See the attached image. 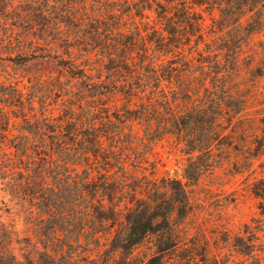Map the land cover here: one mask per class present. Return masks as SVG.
Returning <instances> with one entry per match:
<instances>
[{"label": "trees", "instance_id": "16d2710c", "mask_svg": "<svg viewBox=\"0 0 264 264\" xmlns=\"http://www.w3.org/2000/svg\"><path fill=\"white\" fill-rule=\"evenodd\" d=\"M211 1L21 0L25 11L16 22H21L23 29L31 30L45 46L63 48L72 62L68 70L70 78L82 82L77 92L70 90L73 86L67 89L69 106L63 116L43 113L40 117L35 112V96H26L13 84L0 81V181L6 182V190L11 195L28 196L41 219L50 222L40 229L43 250L30 241L24 247L23 261L17 264H73L80 254L76 249L81 245L80 238L85 235L88 245L99 243L102 229L107 227L114 229L106 240L105 251L113 264H128L131 252L148 238H153L154 251L145 264H263L261 255L247 244L227 243L228 248L252 259L250 263L247 259L236 262L229 254L227 257L211 255L207 244L187 233L183 226L191 215L190 200L181 180L165 179L161 186L155 179L145 186L147 197H140L139 190L144 183L141 187L129 184L134 177L145 180V173L140 177L136 174L142 163L134 165V172L129 170L124 153L130 154L144 140L136 136L126 145L121 142V133L129 128L126 126L132 120L128 118L119 133H110L112 144L105 148L101 121L94 110L87 111L83 104L88 97H104L118 87L122 88L120 93L130 97L149 92L152 97L143 110L146 117L141 118L147 122L145 133H150L152 119L149 116L155 109L152 101L161 100L154 96V91L161 88L158 94L162 93L161 98L166 101L162 89L165 83L175 81L183 89V80L193 83L197 70H204L205 65H201L206 61H202L205 57L200 44L208 43L202 31L204 20L196 6ZM217 1L222 25L240 24L243 7L249 1L258 2ZM11 4L8 2L7 7ZM14 34L15 29L10 28L7 37ZM251 34L249 31L248 35ZM191 37L198 40L186 51L184 41L190 42ZM32 48H35L33 41L29 42L28 34H23L18 51ZM205 52L208 60L214 55L208 66L221 85L215 84V96L209 92L210 98L216 97L215 101L211 99L207 107L193 109L192 106L185 111L167 102L168 118L157 119L159 135L148 140L151 144L163 134H172L191 146L189 154L212 151L215 140L208 137L201 140L198 136L199 133L211 134L210 126L215 125L223 107L226 77L221 70L225 71L226 67L221 63L227 61L232 67L238 59L235 54L223 61L222 51ZM95 69L99 73L97 77L92 74ZM75 101L80 104L75 105ZM199 114L209 119L208 127L198 120ZM90 154L97 164L100 159L104 167L86 168ZM209 167L197 166L194 183ZM112 170L118 173L111 174ZM185 174L187 180H192L188 171ZM256 195L264 200V191ZM11 245L12 239L0 215V264H15Z\"/></svg>", "mask_w": 264, "mask_h": 264}, {"label": "rangeland", "instance_id": "374dc122", "mask_svg": "<svg viewBox=\"0 0 264 264\" xmlns=\"http://www.w3.org/2000/svg\"><path fill=\"white\" fill-rule=\"evenodd\" d=\"M8 2L12 6L7 7ZM24 9L21 0H0V81L6 85L13 84L26 96H35V112L38 116L42 117L43 113L54 117L63 116L67 111L66 106H69L66 102L69 98L67 89L73 86L70 90L77 92L82 80L70 78L68 70L72 62L63 48H49L31 30L20 27L21 22H16L15 19L21 17ZM196 11L204 20L202 31L208 43L200 44L205 57L202 61H206L201 65H205L202 67L204 70H197L193 83L183 80V89L175 81L172 84L165 83L162 89L166 93V101L162 100V93L158 94L161 88L158 92L154 91V96L161 100L152 101L155 109L150 113L153 117L149 116L152 119L150 133H145L147 122L141 118L146 117L143 110L152 97L149 92L140 97H130L119 92L122 88L116 87L112 94L93 99L88 97L83 104L87 111L94 110L100 119L105 148L112 144L110 133H119L123 123H127L128 118L132 120L126 126L129 128L121 133V142L126 145L136 136L144 140L130 154L124 153L129 170L134 172V165L142 163L140 172L136 174L140 177L145 173V180L134 177L132 184H129L131 187H138L144 183L139 190L140 197H147L145 186L147 183L152 184L155 179L161 186L165 179L181 180L190 200L191 215L183 226L187 233L207 244L211 255L227 257L229 254L236 262L247 259L250 263L252 259L228 248L227 243L247 244L256 254L261 255L264 264V200L256 195L264 191V0H258L256 4L249 1L243 7L240 24L222 25L223 17L217 0L196 6ZM10 28L15 29L11 38L7 37ZM140 28L144 29V26L141 25ZM249 31H252L250 36ZM26 33L28 41H33L35 48L19 52V42ZM196 40L198 37H191L190 42L184 41L186 51L195 46ZM207 50L222 51L223 61L227 58L230 60L235 54L238 59L236 66L232 67L227 61L221 63L226 67L225 71L221 70L226 77L223 107L220 115L216 116L215 125L210 126L211 134L199 133L201 135L198 136L201 140L207 137L215 140L212 151L189 154L191 146L185 145L182 138L172 134H163L161 139L157 138L159 140L151 144L148 140L159 135L156 131L159 123L157 119L168 118L167 102L185 111L192 106L193 109L207 107L211 99L215 101L216 97L210 98V94L215 90V84L219 87L221 85L215 81L213 77L216 75L211 73V67L208 66L213 62L214 55L208 60ZM232 51L235 53L232 54ZM195 57L200 59L197 54ZM195 64L200 65L199 62ZM97 66L98 64L95 65ZM218 66L220 69L221 66ZM92 74L99 76L96 69ZM105 78L104 73L103 79ZM74 99L77 100L73 97ZM79 104L75 101V105ZM197 118L208 127V118L201 114ZM88 160L86 168L100 165L104 167V163L99 159L97 164L92 155ZM201 165L210 167L194 183L196 168ZM114 171L110 173L116 175L118 171ZM185 171L192 175V180L185 178ZM102 173L105 174V171ZM6 189V182L0 181L1 220L12 239L10 250L16 256L17 264L23 261L24 247L30 241L40 251L43 250L40 229L50 222L41 219L39 210L30 205L28 196L11 195ZM105 203L107 207L110 206L108 200ZM112 231L114 229L108 227L102 229L99 243L92 242L90 245L85 243L86 236H82L81 245L76 247L80 254H77L73 264H113V260H108L105 252L106 240ZM153 251V238H148L131 252L128 264H145Z\"/></svg>", "mask_w": 264, "mask_h": 264}]
</instances>
